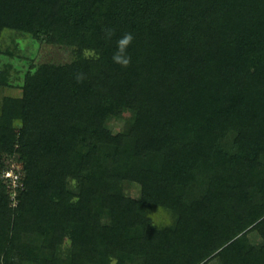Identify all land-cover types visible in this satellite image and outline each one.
I'll list each match as a JSON object with an SVG mask.
<instances>
[{"label":"trees","instance_id":"1","mask_svg":"<svg viewBox=\"0 0 264 264\" xmlns=\"http://www.w3.org/2000/svg\"><path fill=\"white\" fill-rule=\"evenodd\" d=\"M5 29L68 58L0 99V264H264V0H0Z\"/></svg>","mask_w":264,"mask_h":264},{"label":"rangeland","instance_id":"2","mask_svg":"<svg viewBox=\"0 0 264 264\" xmlns=\"http://www.w3.org/2000/svg\"><path fill=\"white\" fill-rule=\"evenodd\" d=\"M0 48L2 50L15 48L12 56L0 55V65L9 62L13 66L11 77L12 87L0 90V99L3 95H19L20 90L18 85L21 84L23 74L29 68L30 64L47 59L62 62L68 58V51L61 46L40 44L29 34L18 33L9 29L3 30L0 38ZM133 118V112L129 110L124 112V120H132ZM122 124L123 120L112 122V125H114L113 130H119ZM128 190L132 195L138 194L136 186H129ZM250 237L252 242H258L254 234H251ZM210 264H230V260L227 254H223L214 259Z\"/></svg>","mask_w":264,"mask_h":264},{"label":"clouds","instance_id":"3","mask_svg":"<svg viewBox=\"0 0 264 264\" xmlns=\"http://www.w3.org/2000/svg\"><path fill=\"white\" fill-rule=\"evenodd\" d=\"M115 34V30L111 27L104 29V38L110 40L112 36ZM134 36L130 32L124 33L119 39L116 40V50L112 54V62L121 66L128 67L131 63V56L128 55L127 49L129 45L132 43ZM93 59H99V54L96 53L92 57ZM75 79L77 83H81L86 79V75L82 72H77L75 75Z\"/></svg>","mask_w":264,"mask_h":264},{"label":"built area","instance_id":"4","mask_svg":"<svg viewBox=\"0 0 264 264\" xmlns=\"http://www.w3.org/2000/svg\"><path fill=\"white\" fill-rule=\"evenodd\" d=\"M4 175L6 176V177H9V176H11L12 177V184L15 186L16 185V179H17V175L16 174H13L12 172H10V171H7V172H5L4 173Z\"/></svg>","mask_w":264,"mask_h":264}]
</instances>
